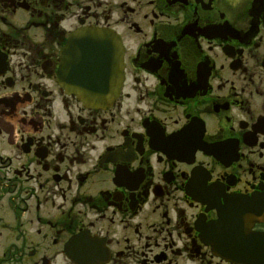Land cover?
I'll list each match as a JSON object with an SVG mask.
<instances>
[{
  "label": "flooded vegetation",
  "instance_id": "1",
  "mask_svg": "<svg viewBox=\"0 0 264 264\" xmlns=\"http://www.w3.org/2000/svg\"><path fill=\"white\" fill-rule=\"evenodd\" d=\"M94 29L97 107L63 87ZM0 264H264V0H0Z\"/></svg>",
  "mask_w": 264,
  "mask_h": 264
},
{
  "label": "water",
  "instance_id": "2",
  "mask_svg": "<svg viewBox=\"0 0 264 264\" xmlns=\"http://www.w3.org/2000/svg\"><path fill=\"white\" fill-rule=\"evenodd\" d=\"M93 35L87 39V49L84 51L83 55H80L82 58L93 59L95 62L96 68L99 67L101 73L98 74V78L101 79L97 83H94L92 86L86 85L84 88H79L84 91V94H113L118 85V80L121 77L120 70V62H121V54L119 44L115 41L116 39L111 35L109 37H100L97 31L92 32ZM104 33V32H103ZM100 41L103 44L102 47H98L96 43ZM74 44V42L72 43ZM69 50V47L67 51ZM83 64V63H82ZM91 62H89V65ZM84 65H87L84 63ZM91 73L97 74L96 71ZM92 75V77H87V84L89 81L95 82L96 76ZM81 87V86H80ZM229 227L224 226L220 229V231L216 232L215 238H221L220 240H226L225 243H220V247L216 250H219L221 253L228 254L229 256H239L244 255L245 249L240 246V244L234 245L230 244V234ZM219 236H218V235ZM239 253V254H238Z\"/></svg>",
  "mask_w": 264,
  "mask_h": 264
}]
</instances>
